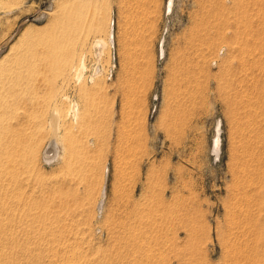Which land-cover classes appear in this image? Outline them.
Returning a JSON list of instances; mask_svg holds the SVG:
<instances>
[{
  "label": "rangeland",
  "instance_id": "obj_1",
  "mask_svg": "<svg viewBox=\"0 0 264 264\" xmlns=\"http://www.w3.org/2000/svg\"><path fill=\"white\" fill-rule=\"evenodd\" d=\"M168 2L0 0V264H264V0Z\"/></svg>",
  "mask_w": 264,
  "mask_h": 264
},
{
  "label": "bare ground",
  "instance_id": "obj_2",
  "mask_svg": "<svg viewBox=\"0 0 264 264\" xmlns=\"http://www.w3.org/2000/svg\"><path fill=\"white\" fill-rule=\"evenodd\" d=\"M171 6H172V0H169L168 4L165 5V12H166V10H167V12H170ZM112 38H113L112 27H111V23H110L109 27H108L106 39L100 38V39H97L93 43V54H94V58H95V63H94V66H93L94 68L92 69V73L90 76V80H92V81H94L96 78H99L101 75L102 70L100 68V61L104 55L106 48L108 46L112 45ZM160 49H161V55H162V43L160 45ZM83 70H84V64L80 61L78 64L77 71L75 72L76 73L75 76H76L77 80L81 77ZM52 122L53 123L56 122L55 118H52ZM58 144H59V142H58L57 138L55 136H53L52 137V143L50 144V146H48L47 148L42 150L41 159L43 162H46L49 164V163H53L54 161L57 160V158L59 157V153H60ZM217 145H218V142L216 140L215 145H214V151H216ZM105 172H106V170H105ZM103 197H104V191L101 189L98 200H97V205H96L97 213H99L101 210Z\"/></svg>",
  "mask_w": 264,
  "mask_h": 264
}]
</instances>
